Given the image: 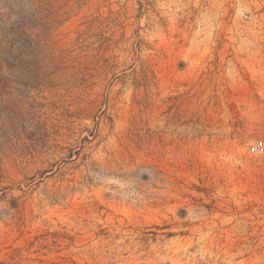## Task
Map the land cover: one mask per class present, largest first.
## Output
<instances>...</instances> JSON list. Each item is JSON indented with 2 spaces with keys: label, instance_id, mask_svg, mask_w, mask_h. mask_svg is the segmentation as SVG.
Wrapping results in <instances>:
<instances>
[{
  "label": "rangeland",
  "instance_id": "obj_1",
  "mask_svg": "<svg viewBox=\"0 0 264 264\" xmlns=\"http://www.w3.org/2000/svg\"><path fill=\"white\" fill-rule=\"evenodd\" d=\"M264 0H0V264H264Z\"/></svg>",
  "mask_w": 264,
  "mask_h": 264
},
{
  "label": "built area",
  "instance_id": "obj_2",
  "mask_svg": "<svg viewBox=\"0 0 264 264\" xmlns=\"http://www.w3.org/2000/svg\"><path fill=\"white\" fill-rule=\"evenodd\" d=\"M249 150L253 154H260L264 152V142L263 141H254L251 146L249 147Z\"/></svg>",
  "mask_w": 264,
  "mask_h": 264
}]
</instances>
